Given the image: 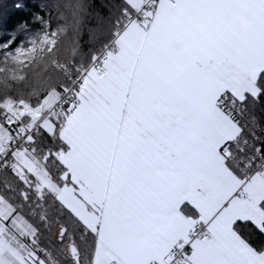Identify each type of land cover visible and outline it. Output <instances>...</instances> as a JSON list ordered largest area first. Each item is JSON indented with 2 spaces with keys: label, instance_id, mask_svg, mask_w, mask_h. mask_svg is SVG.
Segmentation results:
<instances>
[{
  "label": "snow or ice",
  "instance_id": "snow-or-ice-1",
  "mask_svg": "<svg viewBox=\"0 0 264 264\" xmlns=\"http://www.w3.org/2000/svg\"><path fill=\"white\" fill-rule=\"evenodd\" d=\"M122 16L78 79L0 103V242L58 264L30 218L50 199L72 264H264V0Z\"/></svg>",
  "mask_w": 264,
  "mask_h": 264
},
{
  "label": "trees",
  "instance_id": "trees-1",
  "mask_svg": "<svg viewBox=\"0 0 264 264\" xmlns=\"http://www.w3.org/2000/svg\"><path fill=\"white\" fill-rule=\"evenodd\" d=\"M49 0H0V103L7 100L19 102L20 100L35 101L42 89L51 86L55 80V69L50 67V62L42 63L38 69L21 70L22 66L5 59L3 44L10 43L9 49L21 46H31L47 33H54L56 28L67 29V36L62 40L58 61H64L73 54L79 56L74 63L73 71L88 68L93 57L103 51L114 41L116 22L122 18L124 0H95L98 13L90 18L89 32L93 39L104 23L106 30L105 42L97 48L89 49L87 54H82L79 46V31L83 24V12L80 0H65V9L53 24L47 19L48 13L44 5ZM94 25V26H93ZM23 77V78H21ZM64 81L68 83L64 74ZM259 118L264 126V114L256 113L249 119ZM12 179L8 171H0V184ZM35 215L30 217L40 229V245L52 253L58 264H72L71 258L55 238V231L59 223L68 224L65 217L56 210L55 203L50 199L41 206L33 209ZM47 218V223L42 218ZM26 245L32 250L33 245L24 239Z\"/></svg>",
  "mask_w": 264,
  "mask_h": 264
},
{
  "label": "clouds",
  "instance_id": "clouds-1",
  "mask_svg": "<svg viewBox=\"0 0 264 264\" xmlns=\"http://www.w3.org/2000/svg\"><path fill=\"white\" fill-rule=\"evenodd\" d=\"M81 9L83 12V24L79 31V46L82 54H87L89 49L100 47L106 40V30L105 24L100 26V30L96 33V38L93 39L89 32V21L94 14L98 13V9L95 5V0H80ZM45 10L48 13L47 19L56 23L57 17L65 9V0H49L47 4L44 5ZM94 26V25H93ZM67 36V29L64 27L56 28L54 33L42 36L38 41H35L31 46L24 48L25 52L35 48V53L30 56H18L16 52L12 57V60L17 64L22 66L21 70H31L38 69L42 63L50 62L49 66L55 69V80L51 86H58L64 81V74H70L73 72L74 63L78 62L79 56L73 54L71 57H67L64 61H58L57 57L59 55L60 46L62 40ZM45 37H48L49 41H54V47L45 42ZM19 59H23L25 62L20 64ZM23 78V77H21Z\"/></svg>",
  "mask_w": 264,
  "mask_h": 264
},
{
  "label": "crops",
  "instance_id": "crops-1",
  "mask_svg": "<svg viewBox=\"0 0 264 264\" xmlns=\"http://www.w3.org/2000/svg\"><path fill=\"white\" fill-rule=\"evenodd\" d=\"M31 249L18 235H8L0 242V264H17V254L27 256Z\"/></svg>",
  "mask_w": 264,
  "mask_h": 264
},
{
  "label": "built area",
  "instance_id": "built-area-1",
  "mask_svg": "<svg viewBox=\"0 0 264 264\" xmlns=\"http://www.w3.org/2000/svg\"><path fill=\"white\" fill-rule=\"evenodd\" d=\"M123 20V16H122V18L119 20V21H117L116 22V24H115V26H116V31L118 30V25H119V23L121 22ZM47 35H49V34H47ZM114 42V41H113ZM112 42V43H113ZM112 43L109 45V46H111L112 45ZM108 46V47H109ZM7 48H9V46L7 47ZM14 49H16V50H21V49H24L23 47H21V46H18V47H16V48H14ZM106 50V49H105ZM104 50V51H105ZM103 51V52H104ZM102 54V53H101ZM91 66V65H90ZM89 66V67H90ZM88 67V68H89ZM85 69H87V68H80V69H78L76 72H72V73H70V74H65V76L67 77V81H68V83H71V82H73V81H75L76 79H78V77H79V74H80V72L81 71H83V70H85ZM249 124H250V126H251V120L249 119Z\"/></svg>",
  "mask_w": 264,
  "mask_h": 264
},
{
  "label": "rangeland",
  "instance_id": "rangeland-1",
  "mask_svg": "<svg viewBox=\"0 0 264 264\" xmlns=\"http://www.w3.org/2000/svg\"><path fill=\"white\" fill-rule=\"evenodd\" d=\"M48 34V33H47ZM46 34V35H47ZM8 46H10V43H6V44H3V46H2V50L3 51H5V53H4V55H5V59H9L11 62H14L13 60H12V57L14 56V54L16 53V52H18L19 50H16V49H12V50H10L9 48H7ZM15 63V62H14Z\"/></svg>",
  "mask_w": 264,
  "mask_h": 264
}]
</instances>
